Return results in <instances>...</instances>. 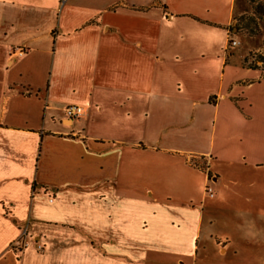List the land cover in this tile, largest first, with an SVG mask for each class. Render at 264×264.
Returning <instances> with one entry per match:
<instances>
[{"label": "crops", "instance_id": "crops-1", "mask_svg": "<svg viewBox=\"0 0 264 264\" xmlns=\"http://www.w3.org/2000/svg\"><path fill=\"white\" fill-rule=\"evenodd\" d=\"M236 2L0 0V264L198 263L196 163L218 182V160L262 162Z\"/></svg>", "mask_w": 264, "mask_h": 264}, {"label": "rangeland", "instance_id": "rangeland-1", "mask_svg": "<svg viewBox=\"0 0 264 264\" xmlns=\"http://www.w3.org/2000/svg\"><path fill=\"white\" fill-rule=\"evenodd\" d=\"M230 35L237 41L235 46L230 47V41L228 45L235 65L264 68L260 61L264 56V0H237L229 40ZM255 93L253 88L250 95ZM255 106L262 126L258 138L262 162L251 167L238 161L216 162L223 176L208 184L220 196L213 199L209 195L197 264H264V96ZM211 158L207 155L205 159ZM223 246L227 252L221 250Z\"/></svg>", "mask_w": 264, "mask_h": 264}, {"label": "built area", "instance_id": "built-area-1", "mask_svg": "<svg viewBox=\"0 0 264 264\" xmlns=\"http://www.w3.org/2000/svg\"><path fill=\"white\" fill-rule=\"evenodd\" d=\"M65 1V0H62ZM230 47L231 46H235L237 45V41L232 38V36L230 35ZM25 51H21L20 53L23 54ZM65 113L68 116V118L72 119L73 121H81L82 119H84L87 115H88V108L87 106L83 105V104H69L65 107ZM205 161V166H203V163H196L197 166L204 169L205 171L209 172V180H214V175L212 173H210V168H209V160L204 159ZM206 192L210 195V196H214L215 192H214V188L208 184L206 186ZM27 237H28V230L27 228H23L21 230L20 236L16 239V241L14 242L13 246H15L16 248L22 250L24 248L27 247Z\"/></svg>", "mask_w": 264, "mask_h": 264}, {"label": "trees", "instance_id": "trees-1", "mask_svg": "<svg viewBox=\"0 0 264 264\" xmlns=\"http://www.w3.org/2000/svg\"><path fill=\"white\" fill-rule=\"evenodd\" d=\"M260 61H262L263 64H264V56H262V58L260 59ZM249 68L257 69V68H259V66H258V64H255V65L249 66Z\"/></svg>", "mask_w": 264, "mask_h": 264}]
</instances>
